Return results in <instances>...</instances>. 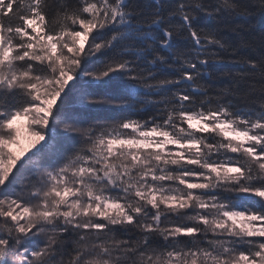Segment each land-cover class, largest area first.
Here are the masks:
<instances>
[{"label":"snow or ice","instance_id":"6c2138e0","mask_svg":"<svg viewBox=\"0 0 264 264\" xmlns=\"http://www.w3.org/2000/svg\"><path fill=\"white\" fill-rule=\"evenodd\" d=\"M0 264H264V0H0Z\"/></svg>","mask_w":264,"mask_h":264}]
</instances>
